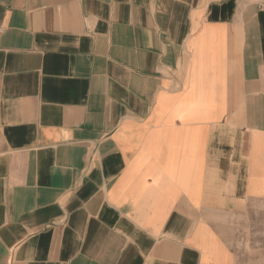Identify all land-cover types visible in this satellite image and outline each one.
<instances>
[{"label":"crops","instance_id":"crops-1","mask_svg":"<svg viewBox=\"0 0 264 264\" xmlns=\"http://www.w3.org/2000/svg\"><path fill=\"white\" fill-rule=\"evenodd\" d=\"M0 264H264V0H0Z\"/></svg>","mask_w":264,"mask_h":264}]
</instances>
